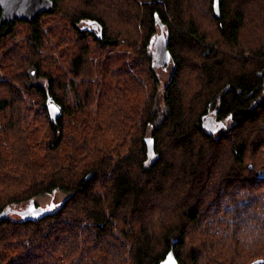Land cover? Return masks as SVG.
I'll return each mask as SVG.
<instances>
[{
	"label": "trees",
	"instance_id": "obj_1",
	"mask_svg": "<svg viewBox=\"0 0 264 264\" xmlns=\"http://www.w3.org/2000/svg\"><path fill=\"white\" fill-rule=\"evenodd\" d=\"M53 1L0 27V264H160L175 239L177 264H264V41L241 49L250 17L264 30V0H219V18L215 0ZM109 9L136 31L144 63L136 74L100 59L108 79L82 91L76 79L93 77L94 61L84 39L119 45ZM56 14L79 42L62 56L68 72L41 51L44 17ZM19 24L29 40L4 48ZM161 24L172 68L158 117L156 59L144 52ZM211 112L228 124L211 129ZM55 191L66 197L51 211L33 204Z\"/></svg>",
	"mask_w": 264,
	"mask_h": 264
},
{
	"label": "rangeland",
	"instance_id": "obj_2",
	"mask_svg": "<svg viewBox=\"0 0 264 264\" xmlns=\"http://www.w3.org/2000/svg\"><path fill=\"white\" fill-rule=\"evenodd\" d=\"M112 9H109V13L105 14V16L112 17L110 18V30L113 32V35L119 34V45L116 46V50L113 47L109 48H103V49H97L98 46L94 44L93 41L90 39H84L85 44L87 47L93 51L92 56H93V67H92V75L93 77H78L76 80L79 83H83V86L80 88V90L85 91V86L87 87V82L94 81V80H99L100 83L104 82V76L109 75V72L103 71L99 65L98 61L105 60L110 56H113L112 59L117 58V61H111L110 63L113 64L112 66L116 69L119 70H127L130 72L142 68V63H144V55L142 48L143 46L139 48H132L134 45H138L139 41L135 37V32L131 28L130 23L125 21V23H120L116 24L114 21L113 11ZM204 23L206 22V25L208 26V29L210 33L213 35L215 31V23H211L210 20H208V17L206 15L202 16ZM43 27L45 30L48 31L47 34V42L48 45L46 48L41 49L43 53H46L47 55H50L54 57L53 61L56 60L59 65L65 70V72H68L69 68L67 66V63L65 61V58H63V54H70L73 52H76L79 47V42L77 41L78 39L74 37L72 39L71 34H69V23L66 20V18L62 17L60 14L52 15V16H46L44 17L43 21ZM51 30H53L52 33ZM159 28L157 29V31ZM133 33V35L131 34ZM139 32V28L137 27V33ZM257 34H256V33ZM29 40V34H28V28L26 27L25 24H19L16 27V34L15 36H12L11 39L7 40L5 43V47H11L12 45L16 43L24 44L26 41ZM264 41V30H259L257 28V25H254V22L252 21V18L250 17L246 24L245 27L242 31V36H241V49L246 51V54L249 52L255 51L258 45H260ZM148 48V49H147ZM146 51L144 52L145 57L151 56L153 52L155 51V48H150L147 46ZM4 51L0 52V55ZM233 53H236L237 51L232 50ZM121 55V57L119 56ZM166 63L167 68L165 67L162 69L160 66L157 67L156 72L159 77L160 81V86H159V96L156 102V112L158 114V117L162 115L165 112V106L163 104L164 100V87L165 85L169 82L170 80V71L172 68V63L168 64ZM111 67L110 69H112ZM1 72V70H0ZM137 74V72H136ZM2 75H0L1 78ZM71 77V75H70ZM110 77V76H109ZM108 79V76L106 77ZM84 87V88H83ZM89 90V88H87ZM93 92L97 94V92L100 90V87L96 88V90L92 89ZM263 91V90H262ZM72 94V93H71ZM264 94V93H263ZM63 95V93H61ZM67 95V94H66ZM73 96V94H72ZM262 96V94H261ZM258 100V99H257ZM256 100V101H257ZM227 122V121H226ZM228 122L226 123V125ZM221 128V125L216 123L214 126H212L211 129H215V131H218ZM151 134H147V136H150ZM64 197H66V194L61 192V191H55L52 194H40L37 196L35 199V202L33 203L35 206L38 204L42 207L45 208L46 211H51L56 207L58 203H60ZM11 209L9 211V216L13 219H18L20 218V213L18 214L17 210H23L28 206V201L25 203H20V204H14L11 205ZM264 262V260H263Z\"/></svg>",
	"mask_w": 264,
	"mask_h": 264
},
{
	"label": "water",
	"instance_id": "obj_3",
	"mask_svg": "<svg viewBox=\"0 0 264 264\" xmlns=\"http://www.w3.org/2000/svg\"><path fill=\"white\" fill-rule=\"evenodd\" d=\"M0 27L6 23L15 20H28L32 21L36 19L42 13H49L54 10L53 0H0ZM214 12L215 15L220 17V4L219 0L214 1ZM94 28H98V24L93 25ZM101 32L99 36H101ZM167 52H164L162 48L159 60L164 64L167 62L166 59ZM50 100V99H48ZM48 112L50 118L56 122L59 115L61 114V108L54 101L48 102ZM221 125V124H220ZM208 128H211L208 126ZM154 139L152 136L145 137V143L149 149H154ZM262 169H260L259 176H262ZM21 214L27 218L31 216L30 212L21 211ZM177 243V239L173 241V246L170 251L166 254L165 258L160 262V264H177V258L174 252V244Z\"/></svg>",
	"mask_w": 264,
	"mask_h": 264
},
{
	"label": "flooded vegetation",
	"instance_id": "obj_4",
	"mask_svg": "<svg viewBox=\"0 0 264 264\" xmlns=\"http://www.w3.org/2000/svg\"><path fill=\"white\" fill-rule=\"evenodd\" d=\"M93 25L94 23L90 21L83 22L84 29H88L89 32L93 31L98 34L100 31V27L94 28ZM168 34H169V31L167 30L165 24H161L159 26L158 33H155L150 39V43H151L150 48H155V51L153 52L152 55L156 59V66L159 67L161 65L162 69H164L165 67L167 68L166 63L168 64L171 63L170 54L168 51ZM162 48H164V52H167V55H166L167 62L165 64L163 62L157 61L159 60V56H160ZM262 88H263L262 90H264V83H263ZM208 115H210V118L208 119V121L211 123L210 124L211 126H214L216 123L221 124V126L223 124H226V120L218 119L219 115L217 112L215 113L211 112Z\"/></svg>",
	"mask_w": 264,
	"mask_h": 264
}]
</instances>
